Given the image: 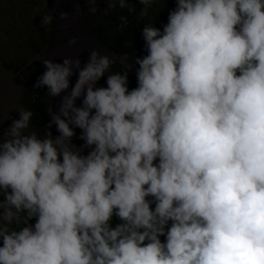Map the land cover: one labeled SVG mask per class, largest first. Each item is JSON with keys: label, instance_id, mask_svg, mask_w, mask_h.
Returning <instances> with one entry per match:
<instances>
[{"label": "clouds", "instance_id": "clouds-1", "mask_svg": "<svg viewBox=\"0 0 264 264\" xmlns=\"http://www.w3.org/2000/svg\"><path fill=\"white\" fill-rule=\"evenodd\" d=\"M174 2L133 64L42 61L46 132L0 125V264H264V0Z\"/></svg>", "mask_w": 264, "mask_h": 264}, {"label": "rangeland", "instance_id": "rangeland-1", "mask_svg": "<svg viewBox=\"0 0 264 264\" xmlns=\"http://www.w3.org/2000/svg\"><path fill=\"white\" fill-rule=\"evenodd\" d=\"M105 3L107 0H0V125L5 131L23 109V87L19 82L23 69L39 67L44 71L43 60L62 61L66 56H79L86 61L92 50L113 55L95 32L94 8ZM106 10L104 16L108 17L112 9L107 13ZM62 15L66 18L61 19ZM45 17L50 18L48 23L44 22ZM42 33L45 40L48 37L47 42H41ZM74 38L76 43L70 44ZM115 56L133 64L127 56ZM131 74L136 79L135 72ZM72 79L75 82V77ZM99 83L103 86V79ZM52 98L51 109H55L60 100ZM52 131L55 135V127Z\"/></svg>", "mask_w": 264, "mask_h": 264}, {"label": "trees", "instance_id": "trees-1", "mask_svg": "<svg viewBox=\"0 0 264 264\" xmlns=\"http://www.w3.org/2000/svg\"><path fill=\"white\" fill-rule=\"evenodd\" d=\"M176 4L174 0H160L149 8L147 17L140 18L139 14L143 10L144 5L139 0H128V6L121 8L119 4L112 8L110 16H104V9H110L109 3L95 7L97 13L96 34L104 48L113 55H123L130 58L134 63L135 59L144 56V41L141 38V30L145 25L161 27L167 23L168 14L174 9ZM135 11H129V9ZM111 10V9H110ZM121 17H127V24L121 27L123 21ZM41 42H47L44 34L40 35ZM41 49V46L39 50ZM38 50V51H39ZM124 66L120 63L113 65L111 72H123ZM43 72L39 67L23 69L19 80L23 87L22 107L24 110H31L34 115L30 122L28 131H36L39 135L46 132V124L49 120V110L51 109L53 98L48 95L44 88L36 89L33 87L37 77ZM130 87H136V79L130 73ZM73 143L82 144L83 141L75 139ZM113 226L119 223L117 218H113ZM162 240L164 237L161 238Z\"/></svg>", "mask_w": 264, "mask_h": 264}]
</instances>
